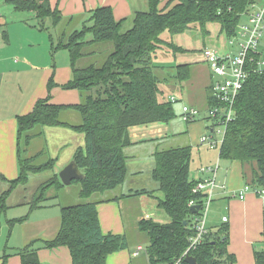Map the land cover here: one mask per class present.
<instances>
[{"label":"trees","instance_id":"trees-1","mask_svg":"<svg viewBox=\"0 0 264 264\" xmlns=\"http://www.w3.org/2000/svg\"><path fill=\"white\" fill-rule=\"evenodd\" d=\"M3 1L16 12L33 14L41 23L49 19L52 28H56L64 19L57 8L51 7L49 0ZM146 3L147 10L136 11L132 16L131 27L126 31H122L123 21H116L112 9L107 6L88 12L90 15L83 20L85 23H82L81 16L68 17L70 23H81V29L68 34L63 32L53 50L65 49L68 52L72 75L61 88L78 91L82 96L81 102L56 105L50 102L49 95L38 100L30 113L16 118L18 136L22 141L18 146L19 176L10 182L6 181L8 185L0 194V213L7 209L6 200L11 192L17 186L25 185L30 174L54 169L55 159L36 165L37 156L24 155L33 129L65 127L84 135V146L78 148L72 158L82 178L71 183L80 185L79 198L82 201L60 208V227L53 239L33 240L16 252L20 264H40V249L57 248L68 251L70 264H106L109 255L127 248L123 234L103 233L101 230L97 204L103 199H90L96 194L102 197L111 193L125 182L128 158L124 152L132 146L130 128L153 123L168 124L178 117L181 119V108L178 112L176 106L181 103L180 100L175 96L168 99L163 97L164 91L153 71L152 62L158 50L166 48L182 51L171 41L163 40L162 34L168 32L174 36L195 25L204 28L209 23H216L229 41L238 35L240 26L248 21L249 9L255 0H170L168 6L163 8L159 7L161 0H146ZM243 16L246 20L241 22ZM87 35L91 38L86 39ZM262 38L263 35L259 45ZM103 43H111L112 51L100 65L77 66L86 55L83 51L85 47ZM259 45L258 53L264 57ZM259 55L250 53L254 58ZM189 67V64L178 65L175 76L180 81L188 80L190 75L182 78V72H189ZM212 81L211 76L206 95L207 111L209 107H221L212 97ZM53 87L55 83L51 78L47 84L49 94ZM171 97L177 99L176 103L170 101ZM67 110L80 115L78 125L61 120L62 112ZM233 112L232 119L224 128L218 160L238 162L245 181L238 192L248 187L250 190L245 196L252 193L261 199V192L264 191V70L248 71L233 105ZM207 119L211 122L209 133H212L216 125L212 118L208 116ZM153 159L150 177L157 184V191L162 193L157 207L166 214L169 222L161 224L152 218L137 222L138 231L147 239L145 255L148 263L187 264L184 261L186 255L194 257L197 264L234 263L235 258L227 252L229 227L223 221L219 226L206 228L200 243L187 251L191 239L196 236L195 220L202 215L208 197L206 192L194 191L204 179H190L192 146L158 148L153 153ZM53 174L48 185L55 186L57 191L61 190L64 185L58 175ZM207 178H212V174L208 173ZM0 180L5 181L2 176ZM238 192L233 193V197L238 198ZM150 193L144 189L134 190L121 197ZM111 194L105 195L108 198L106 201L117 199L109 198ZM51 199L40 192L31 201L30 208L43 207ZM211 202L212 199L208 204L207 215ZM191 206L198 207L196 213L191 212ZM25 219L9 221L10 229ZM9 256L4 254L0 264H6ZM253 259L254 264H264V251L253 249Z\"/></svg>","mask_w":264,"mask_h":264},{"label":"crops","instance_id":"crops-1","mask_svg":"<svg viewBox=\"0 0 264 264\" xmlns=\"http://www.w3.org/2000/svg\"><path fill=\"white\" fill-rule=\"evenodd\" d=\"M169 1L161 0L159 7L168 6ZM263 1L255 0V4L260 5ZM49 2L51 7L57 8L63 17L81 16L83 19L88 18V15H90L88 12L96 8L110 7L114 19L123 21L122 27L124 24L130 26L132 16L136 11L147 10L146 0H49ZM7 6L3 0H0V176L5 179V181L0 180V194L8 185L6 181L10 182L19 176L18 146L21 144V140L18 136L16 118L30 113L38 100L49 95L50 102L56 105H74L80 103L82 99L78 91L63 90L61 88L71 79L70 58L68 57V61L60 66L59 62L64 60L61 50H53L54 46H51L53 37L50 36L47 42L38 36L33 24V19L37 21L34 15L26 14L11 19L8 17L11 11ZM12 11L16 12L13 9ZM245 20V16H243L241 22ZM44 28L47 27L44 26ZM99 45L101 44L92 47ZM259 48L264 53V34ZM234 51L236 49L229 46L228 52L234 53ZM201 63L202 66L198 70L201 74L207 76V84L205 83L199 87L200 93H198V96L205 93L206 101L211 76L203 60H201ZM178 65L182 64L175 65L173 70L169 69L173 74L171 80L174 82V88L179 90V95L175 96L181 102L176 105L177 110L180 112V104L184 103L199 111V107L192 105L195 99L194 92H192L195 89L193 88L194 69L189 64V72L186 71V74L189 73L190 75L189 79L180 81L175 76ZM51 78L55 83V87L49 94L47 84ZM170 96L174 95H169L166 99ZM73 112L71 110L62 112L61 120L70 125H78L81 119L78 121V118L74 116L76 112ZM65 115L68 121L63 120ZM191 126V124L183 122L178 117L168 124L153 123L130 128L129 136L132 146L126 148L124 152L128 158L126 163L127 176L125 182L118 189L112 191L111 197H109L117 199L106 201L108 198L103 195L98 199L91 200L103 199L102 202L100 201L97 204L102 232L123 234L127 241V248L109 255L106 264H149L143 245L140 244L142 236L137 232L135 234L137 241H132L131 249H129V237L126 231L129 223L137 229L136 224L141 219L152 218L161 224L169 222L166 214L157 207L159 199L158 186L150 177L154 165L153 153L158 148L171 147L174 141L179 139H182V142L186 145L193 146L192 133H189ZM30 135L32 138L24 155H35L44 152L41 155L43 158L48 156L49 159L56 160L53 172L57 175L62 168L73 161L75 151L84 146V135L70 128L42 127L33 129ZM145 146H149L150 150L143 152L141 149ZM61 156L65 158V161H61ZM220 161L217 158V187L213 190L212 202L219 203L220 211L223 210V207L226 211V215L221 216V222L223 218H226V224L229 227L227 252L235 258L234 263L231 264H254L253 243L259 242L262 238L264 199L257 198L252 193H247L242 200L233 197V193H237L245 185L242 169L240 166V169H233L232 171L225 168L222 171L221 178H219ZM203 166L204 163L199 164L196 171L197 177L193 180L208 177V173L199 172V169ZM141 179L150 181L152 190L144 186ZM29 189L28 185L17 186L6 200L7 209L0 213V262L4 254H9L6 264H20L18 255H15L18 250H21L33 240H51L59 230L60 208L62 206L58 205L57 215H54V208H51L54 206L50 205L49 201L43 207L31 209L30 204L34 198V193L33 195L28 194ZM143 189L151 192L152 196L142 194L136 197H121L131 191ZM133 209L136 210V214L129 218L128 211ZM23 217H26L23 223H16L10 229L9 221ZM212 218L213 214L205 223L208 229L215 227ZM38 257L40 264H70L69 253L65 248L40 249Z\"/></svg>","mask_w":264,"mask_h":264},{"label":"rangeland","instance_id":"rangeland-1","mask_svg":"<svg viewBox=\"0 0 264 264\" xmlns=\"http://www.w3.org/2000/svg\"><path fill=\"white\" fill-rule=\"evenodd\" d=\"M8 9L11 11V14H8V17L12 19V17H20L23 15H26V13H16L12 11L11 6H7ZM82 23H85L86 21H83L82 17ZM34 21V28L37 31V34L39 37L43 38L44 41L48 42L49 37L52 38L51 46H56L58 43V38L61 36L63 32L70 33L74 30H80L81 29V23L78 22L76 24L75 22L70 23L68 17H64L63 21L60 22V24L56 28H52L50 24L49 19H45L43 23L41 21L37 20ZM44 26L47 28L45 29ZM131 25L124 24L122 27V31H126L130 29ZM45 33V34H44ZM91 38L90 35L86 36V39ZM161 38L165 41H171L174 45L181 48L182 51H172L171 49L162 48L158 50L156 53V58L153 59L152 65H153V71L154 74L157 76L161 88L164 91V98L168 97L169 95L178 96L179 90H175L174 88V82L171 80V75H173L170 70H173V67L177 64H191V66L194 69V82H193V89L192 92H194L195 99L193 101L194 106L197 108L199 107V115L196 118L195 122L191 125V130H189V133H192V160L190 164V179H195L197 177V168L200 163H204V166L209 165L208 163L214 164L218 158V152L219 147L221 145L223 135H224V127L223 126H215L213 133H209L208 127L211 125V122L208 117V111H207V105L205 101V93L204 95H199L200 93L199 87H201L203 84H207V76L205 74H201L199 72V68H201L202 63L201 60H203L202 50L204 48H209L216 50L218 54L224 55L229 50V45L227 38L224 34L221 33L220 27L216 23H209L204 28H201L198 25H195L191 27L190 29L186 30L182 34H177L174 36H171L168 32H165L162 34ZM50 43V40H49ZM61 50V51H60ZM65 49H59L60 52H62L64 56V60L62 62H59L61 64L60 66L64 65L66 61H68V52ZM84 53L86 55L82 57L77 66L78 67H86L91 64L93 65H100L105 57L112 51L111 43H103L99 46L92 47L87 46L84 48ZM205 66V65H204ZM197 67V69H195ZM206 70V69H205ZM185 72H182V78L188 76ZM197 88V89H196ZM173 93V94H171ZM198 110V109H197ZM75 113V112H73ZM76 118H78V121L81 119L79 118V114L75 113ZM63 119V118H62ZM207 119V120H206ZM63 120H67L68 118L64 117ZM80 122V121H79ZM76 122V123H79ZM73 123V122H72ZM75 123V122H74ZM41 127H36L35 129H39ZM212 135V139L218 143V146L216 149H208L206 145H199V140L204 135ZM32 138V137H31ZM191 141V136H190ZM22 142V141H21ZM185 143L182 142V139H179L177 141H174V143L171 145V147H178V146H184ZM167 148V147H165ZM38 149V147H37ZM35 149V150H37ZM162 149V148H161ZM28 150V149H27ZM144 151H149L150 147L145 146L141 149ZM44 154V152H39L35 155H26L27 157L37 156L36 162L34 164L40 165L42 163H45L49 158L42 157L41 155ZM64 154V153H63ZM39 157H41L39 159ZM62 158V156H61ZM61 161H65V158H62ZM210 164V165H211ZM35 165V166H36ZM220 170H219V178L222 176V171L225 168H229L230 171L233 169H240V165L238 162H228L225 160H221L220 163ZM53 171L44 172V173H34L29 175L28 182L25 185H28L30 189L28 190V194L34 193V198L38 195V193L43 192L45 196L52 197V200H48L50 205H53L54 207V215H57L58 205H61L62 207L72 206L77 203H80L82 200L77 197L79 195V189L80 185L78 183L70 184L69 186H64L61 190H58L55 188V186L48 185L50 179L53 177ZM148 176V175H147ZM32 177V178H30ZM142 183H144V186H147L149 190H152V185L149 183L150 181L146 179H141ZM30 182V183H29ZM24 186V185H22ZM49 186V187H48ZM27 191V192H28ZM106 193L105 195L107 196ZM101 196L99 194L94 195L90 200L98 199ZM33 198V199H34ZM162 198V193L159 192V199ZM219 202V201H216ZM213 204V205H212ZM211 206L209 207L207 220H209L210 215L213 214L212 223H214L215 226L221 225V216L224 214L226 215V211L219 210V203L212 202ZM216 204V205H215ZM213 211V212H212ZM212 212V213H211ZM136 214V210H129L128 211V217L132 218ZM126 216V215H125ZM206 220V222H207ZM139 233L142 237L140 239V244L143 245V248L145 250L147 246V241L145 238V235L137 231V229L130 225L126 231L128 235V242H129V249H131V242L137 241L136 233ZM261 240L259 242L253 243V247L256 251H264V218L262 219V230H261ZM1 242V241H0ZM144 254V252H142ZM220 264H231L226 261L220 263Z\"/></svg>","mask_w":264,"mask_h":264},{"label":"built area","instance_id":"built-area-1","mask_svg":"<svg viewBox=\"0 0 264 264\" xmlns=\"http://www.w3.org/2000/svg\"><path fill=\"white\" fill-rule=\"evenodd\" d=\"M264 29V1L260 5L253 4L248 13V21L240 26L238 35L228 41L231 48H236L235 53H226L224 55L218 54L216 50L204 48L202 51L203 61L208 67L212 76L211 93L212 97L219 102L221 107H209L208 116L212 118L217 126L226 127L227 123L232 119L233 105L242 89L248 71L253 70L261 72L264 70V57L258 53L259 41L263 35ZM251 54L259 55L257 58L250 56ZM170 101L176 103L177 99L171 97ZM181 105V119L185 123H190L196 120L199 111L196 108L186 104ZM213 131V129H212ZM213 133V132H212ZM212 135H204L200 139V145H206L208 149H216L218 143L212 139ZM215 166H203L199 169L201 173H211L212 178H204L199 182L194 191H203L208 194L205 209L202 215L196 218V236L191 239V244L187 251L195 248L200 243L202 236L206 233L205 220L207 216V209L209 201L213 197V190L217 187L215 181ZM250 188L245 187L237 194L240 200L244 199L245 193ZM264 199V191L261 192ZM191 205H193L191 203ZM226 222V218L222 219ZM140 250V248H138ZM175 264H178L176 262Z\"/></svg>","mask_w":264,"mask_h":264},{"label":"water","instance_id":"water-1","mask_svg":"<svg viewBox=\"0 0 264 264\" xmlns=\"http://www.w3.org/2000/svg\"><path fill=\"white\" fill-rule=\"evenodd\" d=\"M81 178H82V174L73 161H71L69 164H67L64 168H62L58 172V179L60 180L61 184H63L64 186H69L72 183V181L79 180ZM190 210L192 213H196L198 207L191 206ZM184 224L186 223L184 222ZM184 261L187 264H197L195 258L189 255H186L184 257Z\"/></svg>","mask_w":264,"mask_h":264}]
</instances>
